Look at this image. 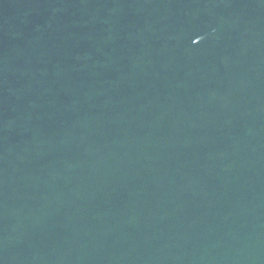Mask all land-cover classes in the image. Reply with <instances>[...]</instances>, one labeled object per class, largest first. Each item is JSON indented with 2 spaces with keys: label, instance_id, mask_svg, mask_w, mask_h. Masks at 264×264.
Returning a JSON list of instances; mask_svg holds the SVG:
<instances>
[{
  "label": "water",
  "instance_id": "water-1",
  "mask_svg": "<svg viewBox=\"0 0 264 264\" xmlns=\"http://www.w3.org/2000/svg\"><path fill=\"white\" fill-rule=\"evenodd\" d=\"M0 264H264V0H0Z\"/></svg>",
  "mask_w": 264,
  "mask_h": 264
}]
</instances>
